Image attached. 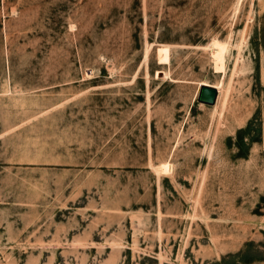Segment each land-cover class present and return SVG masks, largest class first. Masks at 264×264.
Wrapping results in <instances>:
<instances>
[{
  "label": "rangeland",
  "instance_id": "obj_1",
  "mask_svg": "<svg viewBox=\"0 0 264 264\" xmlns=\"http://www.w3.org/2000/svg\"><path fill=\"white\" fill-rule=\"evenodd\" d=\"M0 264H264V0H0Z\"/></svg>",
  "mask_w": 264,
  "mask_h": 264
},
{
  "label": "water",
  "instance_id": "obj_2",
  "mask_svg": "<svg viewBox=\"0 0 264 264\" xmlns=\"http://www.w3.org/2000/svg\"><path fill=\"white\" fill-rule=\"evenodd\" d=\"M218 93V90L213 85H203L200 87L198 101L213 106L217 102Z\"/></svg>",
  "mask_w": 264,
  "mask_h": 264
},
{
  "label": "bare ground",
  "instance_id": "obj_3",
  "mask_svg": "<svg viewBox=\"0 0 264 264\" xmlns=\"http://www.w3.org/2000/svg\"><path fill=\"white\" fill-rule=\"evenodd\" d=\"M225 53H226V47L224 46V44H222L221 42H215L214 52L212 54L214 57V61L216 62V67L219 70L225 69ZM215 88L218 90L219 95H220L221 88L220 87H215ZM164 170L167 171L168 168L164 167Z\"/></svg>",
  "mask_w": 264,
  "mask_h": 264
},
{
  "label": "trees",
  "instance_id": "obj_4",
  "mask_svg": "<svg viewBox=\"0 0 264 264\" xmlns=\"http://www.w3.org/2000/svg\"><path fill=\"white\" fill-rule=\"evenodd\" d=\"M250 125H248L246 128H244V129H241V130H239L238 132H237V142H236V146H237V148L238 149H243L244 147H246L248 144H252L251 142V140H250V142H248L247 144L246 143H244V140L245 139H247V138H245L244 137V135H245V133H246V131H247V128L249 127ZM249 146V145H248ZM241 157V156H240Z\"/></svg>",
  "mask_w": 264,
  "mask_h": 264
}]
</instances>
